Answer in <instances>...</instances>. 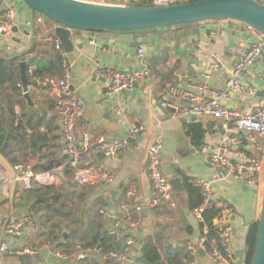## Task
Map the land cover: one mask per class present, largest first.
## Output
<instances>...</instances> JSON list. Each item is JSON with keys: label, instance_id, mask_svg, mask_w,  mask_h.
I'll use <instances>...</instances> for the list:
<instances>
[{"label": "crops", "instance_id": "1", "mask_svg": "<svg viewBox=\"0 0 264 264\" xmlns=\"http://www.w3.org/2000/svg\"><path fill=\"white\" fill-rule=\"evenodd\" d=\"M131 2L136 5L140 0ZM6 6H11L15 11L13 28L17 32L10 31L0 35V58L11 59L32 46L27 61V69L33 71L32 76H27L31 82L28 87L30 100L28 102L23 98L19 74L18 87L20 85L22 97L15 106L21 109L24 125L26 121L31 124L38 122L40 126L37 128L44 129L42 132L37 130L30 137L36 134L40 136V161H37V157L28 161L34 167L39 164L42 169L57 163V167L42 172L59 170L63 180L60 189L37 187L24 191L16 185L13 188L11 172L0 162V207L3 206L5 212L0 213V226L9 217L27 216L33 222V227L26 229L28 237L25 240L8 239V243L36 248L43 257V264H78L81 259H87L93 264H108L97 255L85 256L79 253L76 248H85L83 242L71 241L68 247L65 246V238L71 229L80 230L97 219L102 222L101 234L111 235L113 222L122 216L118 206L125 202L130 211L135 207L143 208L141 225L137 229L126 230L133 242L127 264H140L141 248L145 240L152 238L160 229H163L164 242L186 251V245L195 243L207 228L200 230V222L194 211H189L184 184L191 183L196 178L213 180L218 174L196 155L197 147L192 144L187 134V126L198 125L204 132L202 144L212 145L216 140L211 133L215 127L220 128L221 122L212 117L173 119L168 111L160 108L159 103L170 87L198 84L213 90H222L229 77V70L240 59L241 52L252 39L248 26L235 21H207L189 28L145 30L140 33L71 32L70 40L77 68L73 69L67 64V72L72 89L86 105L83 117L77 125V133L85 126L92 137L116 139L125 137L134 124L145 128L135 141L129 142L127 150L117 159L102 160L105 169L113 175V181L110 186L94 191L81 188L73 182L72 173L67 168L68 156L62 136L53 121L52 96L47 88L35 84L46 77L61 79L64 73L61 65L58 71L50 75H35L37 65L54 62L57 54L52 36L43 24L46 20L37 23L38 16L33 15L20 0H5V4L0 7V13L4 12ZM134 40L139 46L147 48L144 61L149 69V77L138 81L135 91L108 97L105 94V82L94 80L93 73L99 66L117 70L135 69L136 49L132 48ZM165 49L163 58L154 62V57L160 56V50ZM22 61H25L23 57L11 62L18 68ZM213 61L218 62L224 69L210 70L209 65ZM255 84L262 91L261 95L264 94V82L255 81ZM223 105L229 110L250 112L255 101L247 93L236 92ZM117 110L120 114L116 113ZM11 119L12 115L7 110L5 100L0 98V126L7 136L13 133ZM155 142L162 145L160 159L163 174L167 179H178L184 187V192L173 190V200L176 203L173 210L168 209L164 203L155 209H147L152 198V188L146 171L147 152ZM0 156L8 165L13 166L1 152ZM132 185L136 186L135 192L131 197H126V192ZM213 191L219 201L231 210L235 231L233 246L235 251L242 249L241 242L244 241L248 226L258 220L262 200L258 194L261 190L252 197L249 192L243 191L242 184L225 179L214 181ZM55 193L59 196L56 201ZM74 208L78 209V213ZM99 210H104L107 215H101ZM76 215L82 219L77 225L73 224ZM167 217L172 220H167ZM187 228H190L191 233L186 232ZM92 229L94 232L93 226ZM121 242L125 243V239ZM54 250H59L68 259H54L51 255ZM192 262L209 264L200 255ZM1 263L8 264L9 259L4 257Z\"/></svg>", "mask_w": 264, "mask_h": 264}, {"label": "built area", "instance_id": "2", "mask_svg": "<svg viewBox=\"0 0 264 264\" xmlns=\"http://www.w3.org/2000/svg\"><path fill=\"white\" fill-rule=\"evenodd\" d=\"M113 1V3H111ZM190 0H150L149 7L167 8ZM264 7V0H253ZM85 2L115 6H131V0H87ZM98 2V3H97ZM5 0H0V6ZM15 11L5 7L0 13V35L7 34L14 27ZM44 18L38 16L37 23H43ZM252 39L241 52L240 59L229 70V77L222 90H213L206 85L187 84L183 87H170L166 96L160 101L162 110L168 111L173 119H191L198 117H212L220 120V128L215 127L211 133L216 140L214 144H201L196 148V155L201 160L217 171L213 180L196 178L191 185L200 191L202 204L194 210V214L202 222L201 214L206 208L216 207L218 215L212 222L210 229L195 242L186 245L189 260L184 264H193L192 260L198 257L201 251L209 264H237L233 246V225L231 210L219 201L213 191V182L219 180H232L242 184L248 190L258 193L264 188L261 183L262 164L264 162V94L257 87L255 81L264 82V35L249 27ZM56 52L61 57L64 73L61 79L46 77L40 84L47 88L53 99L52 114L55 125L59 128L63 140L64 150L68 156L67 165L72 170L73 182L89 190H98L108 187L113 181V175L105 169L102 160L97 155L102 154L104 159H117L124 153L130 141H135L144 131L142 125L134 124L123 138L108 139L105 136L92 137L84 126L77 133L78 122L83 117L86 109L84 101L72 89L67 72L65 54L59 49L58 43L54 44ZM134 64L131 70H117L112 67L99 66L93 73L94 80L105 82V94L115 97L132 90V85L149 77V69L144 61V51L136 49ZM210 70L224 69L218 62H211ZM33 71L27 69L26 75L32 76ZM20 87V85H19ZM236 92L249 94L255 101V106L250 112L229 110L223 105L229 97ZM120 114V111H116ZM42 132V127L37 129ZM37 130L28 127L22 122L21 109L14 107L13 132L20 138L28 139ZM162 145L155 142L147 152L146 171L152 188V198L147 209H155L162 203L170 210L176 208L173 200V189L169 180L161 170L160 153ZM14 183L24 191L34 188H57L63 186L59 170L36 172L31 162L16 163L12 166ZM136 186L132 185L126 192V197H131ZM121 217L114 219L110 234L117 241L125 239V246L121 252L110 251L103 253L100 247L82 248L76 250L85 255H97L103 262L111 261L115 264H127L130 261V248L133 244L126 233L127 229H137L142 223L143 208L135 207L129 210L125 202L118 206ZM101 215H107L104 210H99ZM171 221L172 218L167 217ZM33 227L31 218L9 217L0 226V262L8 255L33 256L39 251L30 245H10L8 239H26V229ZM215 238L208 239L209 233ZM244 241L241 242L244 250ZM56 260H67L59 250L51 253ZM54 264V263H47Z\"/></svg>", "mask_w": 264, "mask_h": 264}, {"label": "water", "instance_id": "3", "mask_svg": "<svg viewBox=\"0 0 264 264\" xmlns=\"http://www.w3.org/2000/svg\"><path fill=\"white\" fill-rule=\"evenodd\" d=\"M20 1L33 15L39 14L46 20L43 24L51 34L52 42L54 44L55 42L58 43L59 49L65 54L67 64L73 69L77 68V64L74 63L75 55L70 40L72 31L130 33L149 29L174 28L206 21H235L245 24L264 35V7L253 0H205L167 8L100 5L79 0ZM11 32L16 33L17 29L12 28ZM135 40L132 48H141L146 55L147 48L139 46ZM17 42L19 41L17 40ZM31 48L11 59L0 58V60L7 62L22 57L25 59V61L18 64V68L21 89L24 92L23 98L28 102L30 100L28 87L31 82L27 78L26 71ZM165 51L166 49L160 50V56H155L154 62L162 59ZM136 87V84L132 85V91H135ZM97 158L99 160L104 159L102 154L97 155ZM0 162L10 170L11 183L14 188L12 167L1 156ZM168 180L175 192H184V187L178 179L169 177ZM243 191L249 192L252 197L255 195L253 191L244 186ZM257 225L256 247L251 264H264V198L261 203ZM198 254L203 256L201 251H198ZM235 255L238 259L237 264H242L244 250H237ZM7 258L9 259L8 264H43V257L39 254L33 256L8 255ZM0 264L2 263L0 262Z\"/></svg>", "mask_w": 264, "mask_h": 264}, {"label": "trees", "instance_id": "4", "mask_svg": "<svg viewBox=\"0 0 264 264\" xmlns=\"http://www.w3.org/2000/svg\"><path fill=\"white\" fill-rule=\"evenodd\" d=\"M150 0H140L139 4L131 5L132 7H149ZM205 0H190L189 2H200ZM175 28H182L177 26ZM61 57L59 54H56L54 62H45V64L37 65L35 75L42 77L46 74H51L55 71H58L61 67ZM19 83V73L18 68L9 61L0 60V98L5 100L7 110L12 119L10 125L13 127V112L15 105L21 101L22 94L20 88L18 87ZM9 92L11 94H9ZM22 122H24V117L22 116ZM27 126L37 130L40 124L25 122ZM187 134L189 135L192 144L195 147H198L202 144L203 134L202 129L195 124H190L187 126ZM39 134L34 135L29 140H24L19 136L15 135L14 132L10 135L5 134L3 127L0 126V152L1 154L9 160V162L14 165L19 162H27L32 157H37V161L40 159L39 154V143H40ZM13 145V146H12ZM262 155L264 156V142H263V151ZM37 162V163H38ZM57 167V163H54L52 166H47L45 168H39V164L34 167L36 172H42L46 170H51V168ZM69 169V167H67ZM72 173V170L69 169ZM68 173V172H67ZM261 183L264 186V162L262 164V174H261ZM185 190L187 192V205L189 211H194L199 208L202 204V197L200 191L194 188L190 183L185 182ZM56 201L58 199L57 193L54 194ZM260 199L264 198V188L259 192ZM219 211L216 207L206 208L202 214L199 227L202 230L204 227L210 229L212 226L213 220L218 215ZM73 224L77 225L79 221H82L79 215H76L74 218ZM94 228V232L92 229ZM102 226L101 220L97 219L93 224L87 223L82 227V229H71L70 234L65 238V246H69L71 241L83 242L85 248H97L100 247L103 253L110 251L121 252L125 246V243L117 241L112 235L100 232ZM76 227V226H75ZM86 228V229H85ZM257 230L258 225L257 221L248 226L245 238H244V255L242 258V264H251L252 257L256 247L257 239ZM163 229L157 231L153 237L147 238L143 247L141 248V258L139 260L140 264H184L185 261L189 260V254L181 248L173 247L167 242H164L163 238ZM187 233H191L190 228L186 229ZM208 239L215 238L214 234L211 232L207 235ZM78 264H93L87 261V259L79 260ZM108 264H115L111 261H108Z\"/></svg>", "mask_w": 264, "mask_h": 264}, {"label": "rangeland", "instance_id": "5", "mask_svg": "<svg viewBox=\"0 0 264 264\" xmlns=\"http://www.w3.org/2000/svg\"><path fill=\"white\" fill-rule=\"evenodd\" d=\"M79 1H85V0H79ZM98 1V0H97ZM98 3V2H97ZM2 6V5H1ZM0 6V7H1ZM12 6V5H11ZM10 6V7H11ZM12 8V7H11ZM37 16H39V14H36V17ZM207 22V21H206ZM203 23V22H202ZM198 24H200V23H195V24H186V25H181V27H186V28H189V27H193V26H197ZM177 27V26H176ZM175 28V27H174ZM150 30H157V29H149V30H146V31H150ZM143 31H145V30H143ZM143 31H137L138 33H140V32H143ZM74 32V31H73ZM78 32H84V31H79L78 30ZM19 163H21V162H19ZM263 200V199H262ZM262 200H261V203H262ZM62 206V205H61ZM63 207V206H62ZM61 207V208H62ZM59 208H60V205H59ZM63 208H65V207H63ZM75 209V212H77L78 213V209L77 208H74ZM0 213H2V214H4L5 212H4V209H3V206H1L0 207ZM59 236H60V234H58V237L57 238H59ZM56 238V239H57Z\"/></svg>", "mask_w": 264, "mask_h": 264}]
</instances>
